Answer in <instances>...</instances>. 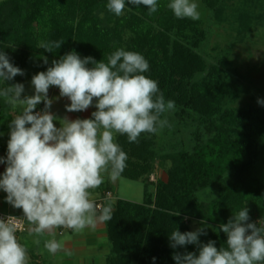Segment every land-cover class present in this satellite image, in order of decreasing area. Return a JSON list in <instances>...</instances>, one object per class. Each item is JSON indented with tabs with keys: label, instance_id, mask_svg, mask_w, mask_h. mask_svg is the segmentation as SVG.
I'll use <instances>...</instances> for the list:
<instances>
[{
	"label": "rangeland",
	"instance_id": "374dc122",
	"mask_svg": "<svg viewBox=\"0 0 264 264\" xmlns=\"http://www.w3.org/2000/svg\"><path fill=\"white\" fill-rule=\"evenodd\" d=\"M125 2L119 17L108 11V0H99L94 9L78 13L73 28L53 29L42 24L35 29L42 42L64 41L60 49H53L54 56L75 50L82 58L91 56L97 62L102 59L106 62L110 54L123 48L142 54L148 63L153 64L158 58V66L163 62L160 69L166 75L161 77H167L157 80L158 87L165 101H175V108L161 116V119H167L168 126L155 134L141 133L138 142H128L126 134L116 135L115 140L128 159L119 179L110 184L114 198L109 201L114 206L119 200H125L140 205L143 210L156 209L158 183L162 184L167 198L179 191L180 154L193 152L197 146L207 143L210 138L208 120L235 117L244 128L250 126L249 121L256 116L264 119V104L258 103V100L264 101V0H226L214 10L204 0H194L200 13V19L195 21L176 18L167 7L168 1L163 7V0H157L160 5L151 15L147 7L139 10V6ZM160 12L163 17L160 22H155L154 18ZM40 41L35 47V42L30 39L26 48L40 49ZM19 55L16 53L13 64L17 67L23 64L25 75L15 76L11 84L24 85L23 98L34 94L33 75L47 70L56 59L34 51L28 62L22 63ZM44 57L47 64L43 62ZM168 60L172 68L167 71ZM211 66L214 69L209 70ZM143 74L151 78L150 64ZM171 74L173 77H168ZM6 82H0V88ZM184 90L193 95L192 106L185 105L188 97L183 94ZM20 111L19 106L9 105L4 122L8 124L9 117H15ZM4 122L0 119V125ZM242 176L258 179L264 186L262 159H256L248 168L228 173L223 182L196 193L197 200L202 205L210 204L222 188L233 185ZM110 186L105 181L102 187ZM164 194H159L163 198L159 200L166 205L152 219L145 242L146 246H151L155 260L152 256L143 259L138 244L128 243L124 237L117 254L108 255L107 264H176L172 258L174 252L198 255L199 248L194 244L176 249L170 247L169 237L175 229L183 233L204 228L206 235L199 237L200 242L215 241L216 247L221 245L219 237L227 238L219 225L186 216V207L181 202L168 205ZM253 219L257 224L261 220L256 214Z\"/></svg>",
	"mask_w": 264,
	"mask_h": 264
},
{
	"label": "clouds",
	"instance_id": "9594fccd",
	"mask_svg": "<svg viewBox=\"0 0 264 264\" xmlns=\"http://www.w3.org/2000/svg\"><path fill=\"white\" fill-rule=\"evenodd\" d=\"M127 3L146 6L149 15L158 8L157 0ZM125 6V0H108L106 5L117 17ZM167 7L178 19H200L194 0H171ZM63 43L41 42L40 48L53 52ZM43 62L48 63L46 57ZM148 70L149 63L142 54L123 48L110 54L106 62L91 56L82 58L72 50L53 60L46 71L33 75V95L21 98L25 90L22 83L0 88V97L7 104L21 108L9 124L7 158L0 157V164L7 165L0 189L7 194V203L23 210L25 220L32 225L30 233L43 235L57 228L80 233L111 220V205H97L91 194L105 182V175L115 182L126 167L128 156L116 142V135L126 134L128 142H138L141 133L155 134L168 126L161 116L175 108V101H165L158 82L143 74ZM17 75H25L24 70L0 51V82ZM51 86L59 88L60 97L70 100L66 111H84L93 105L96 111L86 119L65 117L57 128V117L50 112ZM41 102L44 109L34 112ZM15 219H0V264H28L27 250L16 236ZM249 219L246 207L221 224L227 240L226 247L220 248L215 241L200 242L199 237L206 235L204 228L183 233L175 229L169 237L170 247L194 244L199 254L174 252L173 260L176 264H264V219L259 226L248 223ZM44 247L54 254L61 244L53 239Z\"/></svg>",
	"mask_w": 264,
	"mask_h": 264
},
{
	"label": "trees",
	"instance_id": "16d2710c",
	"mask_svg": "<svg viewBox=\"0 0 264 264\" xmlns=\"http://www.w3.org/2000/svg\"><path fill=\"white\" fill-rule=\"evenodd\" d=\"M164 1L163 7L166 1L171 2V0ZM222 1L226 0H204V3L214 10ZM98 2L99 0H4L0 2V51L7 54L11 63L16 53L20 54L19 61L27 63L34 51L42 56L59 60L62 56H54L43 48L34 51L26 48L30 39L35 42V47L40 41L35 28L42 24L53 29L73 28L77 23L78 13L94 9ZM139 7L140 10L143 7L145 9L146 6L139 5ZM162 17L163 13L160 12L155 16L154 21L160 22ZM140 22L144 21L140 20ZM153 62V64L149 63L150 70H153L151 79L157 81L167 77H161L165 74L160 69V66H164L163 62L159 66V58ZM166 67L167 71L172 68L170 60ZM19 68L23 70V64ZM212 69L213 66L209 67V70ZM171 76L172 74L168 77ZM11 81H7L2 87L12 85ZM187 92V90L183 91L188 97L185 105L192 106L193 95ZM8 107L9 104L4 98H0V119L5 116ZM39 108L43 110L44 103H41ZM208 121L207 131L210 138L207 143L197 146L193 152L185 151L180 154L182 174L178 178L177 193L167 198L162 184L158 183L156 209L143 210L140 205L125 200L117 202L116 211L108 221L110 254H117L118 247L124 242L125 237L128 243L138 244L137 249L143 259L154 256L151 246L149 248L145 242L152 219L158 216L166 205L159 200L163 199L159 194H164L163 197L168 205L181 202L186 207V216L210 221L219 226L226 224L233 215L246 207L250 217L248 223H254V214L264 219V186L258 179L240 177L233 185L222 188L218 197L208 205H202L196 198V193L223 182L228 173L248 168L258 158L264 162V119L256 116L249 121L251 125L244 128L240 127L235 117L230 120L222 118L220 121H215L213 118ZM110 189L107 187L105 190ZM218 239L221 245L217 244V248L226 245L227 238Z\"/></svg>",
	"mask_w": 264,
	"mask_h": 264
},
{
	"label": "crops",
	"instance_id": "0c3cea01",
	"mask_svg": "<svg viewBox=\"0 0 264 264\" xmlns=\"http://www.w3.org/2000/svg\"><path fill=\"white\" fill-rule=\"evenodd\" d=\"M48 96L53 100L50 112L57 117L54 121L57 128L61 126L60 120L65 117L69 120H75L77 118L86 119L91 118V113L96 111L94 105L84 111H66L65 106L70 104V100L66 97H60L59 88L56 86L50 87ZM40 104L36 107L34 112L42 111V109L39 108ZM13 118L14 117L11 115L9 120H7L9 123L6 124L7 122H4L5 119L3 117L2 121L4 124L2 123L0 125V133H2V135H0V157H4L5 159L7 158L8 151L7 142L10 138L9 124ZM28 126L30 127V125ZM6 167V164H0V178H2ZM105 181L108 182V186L112 183L108 180L106 175ZM102 186L103 184L99 188L92 190L91 198H98L102 192L107 189V187ZM109 188H111V186ZM6 195L7 194L0 189V212L11 215H24L22 209L15 208L6 202ZM115 199L117 200L118 198L115 197ZM114 201L115 200L112 202ZM109 204L112 207L113 214L116 211V206L111 202H108L107 205ZM27 225L28 230L20 235L19 241L27 250L28 264H107L108 255L110 254L108 221L98 222L95 229L86 228L80 233H76L73 230L62 231V228H57L52 232H45L43 235L30 233L32 225L28 224V222ZM53 239L61 244V249L54 254L49 253L44 247L46 241Z\"/></svg>",
	"mask_w": 264,
	"mask_h": 264
},
{
	"label": "built area",
	"instance_id": "2783aa9c",
	"mask_svg": "<svg viewBox=\"0 0 264 264\" xmlns=\"http://www.w3.org/2000/svg\"><path fill=\"white\" fill-rule=\"evenodd\" d=\"M113 198H114L113 191L105 190V191L102 192V194L98 198H91V199H93L96 202L97 205L105 206ZM9 216H12V217L16 218L14 220V223L17 226L16 236H17V239L19 241L20 235L25 233L28 230V225H27V222L25 220V217H24V215H11V214H8V213L0 212V219H6ZM62 231H71V229L62 228Z\"/></svg>",
	"mask_w": 264,
	"mask_h": 264
}]
</instances>
